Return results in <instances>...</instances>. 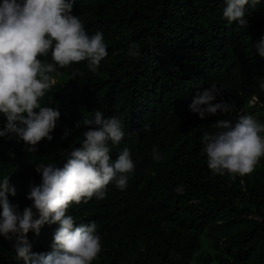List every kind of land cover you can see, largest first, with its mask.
I'll return each mask as SVG.
<instances>
[{
  "label": "trees",
  "instance_id": "16d2710c",
  "mask_svg": "<svg viewBox=\"0 0 264 264\" xmlns=\"http://www.w3.org/2000/svg\"><path fill=\"white\" fill-rule=\"evenodd\" d=\"M223 8V0H73L71 14L90 35L103 33L108 54L96 72L85 61L52 74L41 100L60 113L51 141L30 152L15 136L0 138V182L8 177L17 189L9 201L20 212L31 206L29 185L42 179L36 165L62 166L87 130L76 123L99 109L124 125L122 141L109 145L111 161L127 148L135 170L123 190L112 182L105 199L68 210L77 226L96 225L102 248L92 264H264V157L233 181L213 175L203 151L202 135L218 131V120L235 124L258 112L264 124V57L255 47L264 37V0L245 7L246 28L229 24ZM131 44L139 56L128 55ZM40 59L51 62V53ZM213 83L232 110L202 120L190 105ZM6 123L0 115V130ZM57 228L29 232L32 252L51 251ZM0 264H24L2 236Z\"/></svg>",
  "mask_w": 264,
  "mask_h": 264
},
{
  "label": "clouds",
  "instance_id": "9594fccd",
  "mask_svg": "<svg viewBox=\"0 0 264 264\" xmlns=\"http://www.w3.org/2000/svg\"><path fill=\"white\" fill-rule=\"evenodd\" d=\"M223 3V18L229 24L238 22V27L246 28L245 7L255 9L260 0H223ZM72 11L73 0H3L0 4V115L7 120L0 138L15 136L18 142L22 140L30 146V152L42 140L53 139L50 134L60 119L59 111L41 104L52 88V74L57 67L70 68L87 61L89 71L96 72L108 54L103 33L90 35ZM255 47L258 55L264 57V37ZM49 53L51 62L40 59ZM128 55L139 56V45L131 44ZM259 87L264 90V79H260ZM223 92L222 86L213 83L209 89L197 93L190 111L202 120L230 112L232 105L223 100ZM218 97L220 102L214 103ZM76 127L87 130L83 131L81 146L68 154L62 166L36 165L42 179L39 185H29L30 207L20 212L19 206L8 199L9 194L16 195L15 186L8 177L0 182V236L12 244L24 264H92L102 248L96 225L92 222L77 226L68 210L73 204L88 203L93 197L105 199L107 186L112 182L123 190L135 170L127 148L114 162L110 158L109 145H118L125 136L118 117L106 118L97 109L91 117L80 119ZM214 127L218 131L202 135L211 173L227 175L233 181L253 173L264 157V124L245 114L235 124L222 119ZM67 134L66 130L65 138ZM152 158L155 161L162 158L158 148H153ZM45 224L58 225L51 251L33 253L27 234L39 235Z\"/></svg>",
  "mask_w": 264,
  "mask_h": 264
},
{
  "label": "rangeland",
  "instance_id": "374dc122",
  "mask_svg": "<svg viewBox=\"0 0 264 264\" xmlns=\"http://www.w3.org/2000/svg\"><path fill=\"white\" fill-rule=\"evenodd\" d=\"M251 115L257 120L260 119V116H258L259 115L258 112H253Z\"/></svg>",
  "mask_w": 264,
  "mask_h": 264
}]
</instances>
